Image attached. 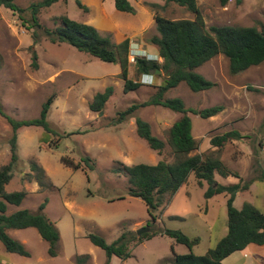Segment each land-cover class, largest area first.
<instances>
[{
	"label": "rangeland",
	"instance_id": "obj_1",
	"mask_svg": "<svg viewBox=\"0 0 264 264\" xmlns=\"http://www.w3.org/2000/svg\"><path fill=\"white\" fill-rule=\"evenodd\" d=\"M40 0H16L24 12L19 14L0 6V52L4 65L0 69V102L6 113L16 119L38 118L42 105L51 94L56 98L48 120L52 132L43 127L24 126L19 130L20 160L14 177L6 186L8 191L26 190L27 196L11 213L21 208L37 211L47 198L45 214L57 226L60 239L57 254L48 253L49 243L36 228L11 229L9 233L30 251L22 256L6 250L0 241V264H107L109 257L104 249L95 245L89 234H100L108 242L127 233L132 252L128 259L110 258L112 264H170L174 247L177 253L194 252L203 255L228 231V194L218 193L206 197L208 183L199 186L193 174L182 185L171 202L154 211L153 220L147 204L128 193V178L116 170L119 163H157L160 159L173 161L168 143L171 125L181 117L161 105L141 106L119 124H112L118 112L133 103H143L156 91L154 85L165 80V72L143 83L136 90L124 92L119 63L106 62L69 43H53L44 27L60 24L55 17L67 15L72 19L95 25L102 34L114 41L128 36L132 50L149 56L147 50L156 51L150 38L158 34L154 21L155 12L171 19H193L194 14L177 3L163 0H131L135 13L119 11L115 0H60L45 7L38 14L42 28L33 26L29 6ZM206 27L212 25L264 26V0H235L223 6L219 0H198ZM141 28H136V21ZM142 21V22H141ZM38 33L35 40L33 32ZM38 55L39 68L32 67L34 53ZM151 58V57H150ZM162 61V59L160 60ZM215 86L194 92L186 82L165 93L166 98L181 97L188 107L204 109L222 104L224 110L208 119L189 113L192 132L199 148L192 153L219 157L225 165L242 177L216 174L222 184L248 183L234 199V207L241 209L252 203L264 212V180L256 179L264 170V62L243 72L232 74L229 59L218 54L197 68ZM129 78L140 80L135 64L130 60ZM152 77H149V81ZM113 86L114 93L101 112H94L89 104L97 92ZM136 117L147 120L155 135L163 139L166 147L162 153L151 149L137 132ZM236 129L242 138L231 140L221 148L211 144V137ZM12 127L0 115V166L10 159ZM86 156L92 158L87 162ZM63 157L80 162L75 169L66 165ZM37 161L46 172V185L41 188L29 179L31 161ZM92 164V165H91ZM25 177V178H24ZM150 227L148 232L158 233L141 237L137 230ZM165 229L182 230L189 237L198 238L189 248L177 243ZM247 253V254H246ZM87 255V258L78 259ZM224 264H264V245L251 244L227 257Z\"/></svg>",
	"mask_w": 264,
	"mask_h": 264
},
{
	"label": "trees",
	"instance_id": "obj_2",
	"mask_svg": "<svg viewBox=\"0 0 264 264\" xmlns=\"http://www.w3.org/2000/svg\"><path fill=\"white\" fill-rule=\"evenodd\" d=\"M60 0H40L33 2L29 6L32 15V25L42 28L38 22V14L45 7L51 6ZM66 1V0H63ZM166 3L174 2L187 8L194 14L193 19H171L155 12L154 21L158 34L153 35L150 41L158 49V56L162 59L150 58L147 55H137L135 58V68L138 74H152L154 77L157 69L165 72V80L159 85H154L156 91L151 98L143 103H133L127 109L118 112L112 120V124H119L141 106L161 105L176 112L182 113L169 129L168 143L172 148L174 160L167 161L160 159L157 163H136L127 165L119 163L117 172L124 173L128 178V193L131 196L141 198L148 206L153 220L157 217L154 211L169 204L178 189L184 185L191 174L194 175L199 186L204 182L208 183L205 191L206 197H212L218 193L228 194V231L217 242L214 248H210L206 254L198 255L190 251L187 253H177L172 246L173 261L170 264H224L223 261L231 254L239 250H245L251 244L264 245V212L252 203H246L243 208L234 207L233 202L240 189L248 187V183L222 184L215 179L216 174L224 177L230 175L242 177L237 171L229 168L223 160L210 154L192 153L199 148V143L192 132L191 113L199 114L203 118L213 117L224 110L222 104H216L198 110L188 107L181 97L166 98L165 93L178 86L181 82H186L194 92L208 90L215 86V82L207 79L197 71V68L211 60L218 54H224L229 59V69L232 74L243 72L252 66L264 62V26L258 28L255 25H212L206 27L203 13L198 5V0H163ZM240 4L243 0H235ZM80 7L87 8L80 0H76ZM221 5H227L230 0H219ZM0 6H4L19 14L23 18L22 8L16 0H0ZM115 7L128 13H135L136 7L131 0H115ZM1 19V15H0ZM60 21L54 28L44 27L48 39L53 43L66 42L94 57L106 62L119 63L121 66V77L124 80V92L136 90L142 86V82L129 78L128 71L130 65V53L132 51L131 38L126 36L121 41H114L108 35H104L93 24L78 21L67 15L55 17ZM36 40L38 33L33 32ZM4 65V59L0 52V69ZM34 69L39 68L38 55L35 52L32 61ZM170 75L168 76V72ZM113 86H108L104 91L97 92L89 107L94 112H101L105 109L106 103L113 95ZM56 98V94H51L42 105L38 118L16 119L6 113L0 102V115L4 116L12 127L10 137L11 155L7 163L0 166V241L9 252L22 256H30V251L18 239L14 238L9 230L24 229L28 227L36 228L49 243L48 253L51 256L57 254L56 244L60 239V232L54 222L49 219L44 210L48 203L46 198L37 211L21 208L11 213L8 212L10 205H20L27 196L26 190L8 191L6 186L14 177L20 160L18 136L19 130L24 126L43 127L46 131L52 132L48 115L51 106ZM137 132L145 139L149 147L158 153H162L166 147L163 139L155 135L151 124L141 118L136 117ZM242 138L241 133L230 130L223 134L211 137V144L216 148H221L228 141ZM87 162L92 158L86 156ZM62 161L75 169L81 167V163H75L68 157H63ZM92 165V164H91ZM32 172L27 173L31 180H35L44 188L46 185L45 169L35 160L31 161ZM25 178V177H24ZM256 179L264 180V170L256 176ZM157 231L147 232L141 237L151 238ZM172 237L177 243L185 244L191 248L198 240L196 237H189L182 230L165 229L162 231ZM90 240L97 246L104 249L109 257L107 264H112L110 258L117 256L120 259H128L132 252L129 248L127 233H122L117 239L108 242L104 236L91 233ZM87 258V255L81 256Z\"/></svg>",
	"mask_w": 264,
	"mask_h": 264
},
{
	"label": "crops",
	"instance_id": "obj_3",
	"mask_svg": "<svg viewBox=\"0 0 264 264\" xmlns=\"http://www.w3.org/2000/svg\"><path fill=\"white\" fill-rule=\"evenodd\" d=\"M120 11V10H119ZM139 20L136 21V28H141V26L139 25L140 23L138 22ZM142 22V21H141ZM147 52L149 53L150 57H158V49L156 51H151V50H147ZM142 75V74H141ZM140 75V77H141ZM205 185V184H204ZM215 196V195H214ZM213 197V196H212ZM247 254V253H246ZM230 257V256H229ZM225 260V259H224Z\"/></svg>",
	"mask_w": 264,
	"mask_h": 264
},
{
	"label": "clouds",
	"instance_id": "obj_4",
	"mask_svg": "<svg viewBox=\"0 0 264 264\" xmlns=\"http://www.w3.org/2000/svg\"><path fill=\"white\" fill-rule=\"evenodd\" d=\"M151 58H155V59H160V57L158 56V57H151ZM144 74V76L142 77V81H140V82H142V83H152L153 82V78H154V75H152V74H147V73H143ZM142 76V75H141ZM146 77H148V80L146 79ZM149 77H152V80L151 81H149ZM141 78V77H140Z\"/></svg>",
	"mask_w": 264,
	"mask_h": 264
},
{
	"label": "built area",
	"instance_id": "obj_5",
	"mask_svg": "<svg viewBox=\"0 0 264 264\" xmlns=\"http://www.w3.org/2000/svg\"><path fill=\"white\" fill-rule=\"evenodd\" d=\"M137 55H141V54L138 53V52L135 51V50H132L131 53H130L129 59H130L131 61L135 62V58H136ZM142 55H143V54H142ZM160 60H161V58H160ZM143 76H144V74H142V76H141V78H140L139 81H142V80H143V79H142ZM146 79L148 80V77H146Z\"/></svg>",
	"mask_w": 264,
	"mask_h": 264
},
{
	"label": "water",
	"instance_id": "obj_6",
	"mask_svg": "<svg viewBox=\"0 0 264 264\" xmlns=\"http://www.w3.org/2000/svg\"><path fill=\"white\" fill-rule=\"evenodd\" d=\"M162 72L161 69H157L155 74H160ZM170 75V71L168 72V76ZM150 230V227H143L137 230L138 234L144 233V232H148Z\"/></svg>",
	"mask_w": 264,
	"mask_h": 264
}]
</instances>
